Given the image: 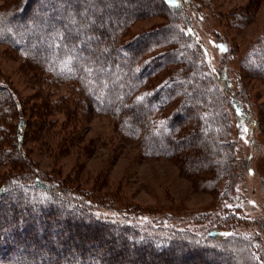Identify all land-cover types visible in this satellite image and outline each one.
<instances>
[{
  "label": "trees",
  "instance_id": "obj_1",
  "mask_svg": "<svg viewBox=\"0 0 264 264\" xmlns=\"http://www.w3.org/2000/svg\"><path fill=\"white\" fill-rule=\"evenodd\" d=\"M31 1L2 0L0 44L33 75L74 86L77 107L86 101L114 118L148 154H177L187 170L231 174L224 107L236 98L227 79L199 61L193 31L178 29L190 26L185 0H158L167 23L125 43L131 22L155 12L153 0ZM155 46L171 49L146 55ZM245 60L246 75L264 74V39ZM19 107L0 80V163L17 169L0 183V264H257L252 243L235 233L198 236L99 215L83 194L29 167L22 143L33 124L19 121L13 135L8 126Z\"/></svg>",
  "mask_w": 264,
  "mask_h": 264
},
{
  "label": "rangeland",
  "instance_id": "obj_2",
  "mask_svg": "<svg viewBox=\"0 0 264 264\" xmlns=\"http://www.w3.org/2000/svg\"><path fill=\"white\" fill-rule=\"evenodd\" d=\"M185 2L189 30L184 21L178 29L185 35L193 31L199 61L207 71L222 74L236 98V104L224 107L234 142L231 174L187 170L177 154L144 152L114 118L97 113L84 100L85 109L77 107L74 86L46 83L0 44V80L21 108L8 126L13 135L19 121L32 123L33 131L31 127L22 143L29 167L83 194L99 215L161 223L198 236L212 230L235 233L252 243L257 264H264V74L244 72L246 57L264 39V0ZM153 3L155 12L127 27L124 43L167 23L169 11L158 0ZM170 49L155 46L146 55ZM16 170L1 162L0 183ZM100 238L97 234L94 240Z\"/></svg>",
  "mask_w": 264,
  "mask_h": 264
},
{
  "label": "snow or ice",
  "instance_id": "obj_3",
  "mask_svg": "<svg viewBox=\"0 0 264 264\" xmlns=\"http://www.w3.org/2000/svg\"><path fill=\"white\" fill-rule=\"evenodd\" d=\"M63 2V0H58V3H62Z\"/></svg>",
  "mask_w": 264,
  "mask_h": 264
}]
</instances>
